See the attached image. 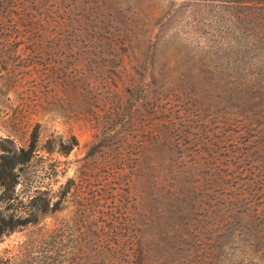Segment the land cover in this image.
Wrapping results in <instances>:
<instances>
[{"label": "trees", "instance_id": "trees-1", "mask_svg": "<svg viewBox=\"0 0 264 264\" xmlns=\"http://www.w3.org/2000/svg\"><path fill=\"white\" fill-rule=\"evenodd\" d=\"M3 2L0 0V72L16 70L11 61L19 56L20 46L29 53L26 67L37 68L36 58L49 38L47 27L27 12H17L12 18V9L3 7ZM200 2L219 9L222 16L215 21L224 23L231 34L224 41V32L213 34L216 38L207 41V49L197 47L202 56L198 63H203L199 76L206 77L213 68L209 78L216 82L214 91L225 90L235 96L231 102L238 109L216 110L207 123L200 109L191 113L184 109L176 122L171 115L173 107H169L162 118L159 115L139 123L131 107L125 105L123 113L131 118L103 127L87 153H99L98 173L82 172L86 186L97 181V189L87 191L85 200L90 196L87 201L105 208L110 179L118 180L127 169L125 184L132 185L134 200L143 197L142 184L146 182V196L156 204L142 213L137 203L129 233H119L114 245L102 230L99 246L84 255L99 259L96 264H264V0H184L179 6ZM20 4L31 11L39 2L22 0ZM162 34V28L160 34H150L145 49H141L144 40L135 38L131 43L127 33H118L108 44L122 70L127 60L148 76L141 87L143 96L165 71L153 73L154 41ZM37 142L33 133L26 146L2 144L0 200L5 203L4 210L22 202H15L19 197L16 189L23 185V173L37 157ZM29 182L27 178L24 184L29 187ZM58 203L46 191L37 190L27 199L25 215L0 209V237L35 222ZM163 220L166 226L160 229Z\"/></svg>", "mask_w": 264, "mask_h": 264}, {"label": "rangeland", "instance_id": "rangeland-1", "mask_svg": "<svg viewBox=\"0 0 264 264\" xmlns=\"http://www.w3.org/2000/svg\"><path fill=\"white\" fill-rule=\"evenodd\" d=\"M3 1L14 19L17 12H27L43 20L49 38L36 58L37 68L26 67L29 53L20 46L19 56L11 61L16 70L0 72V151L2 144L21 147L31 134L38 137L37 157L25 169L23 185L16 189L19 197L15 202H22L4 210L0 200V209L25 215L27 199L37 190L46 191L59 203L35 222L0 237V264H96L99 259L84 255L99 246L102 230L114 245L119 233H129L137 203L142 213L156 203L146 196V182L143 197L134 200L132 185L125 184L127 169L118 180L110 179L105 208L87 201L90 196L85 200L87 191L97 189V181L86 186L82 172L98 173L101 160L99 153L88 156V149L98 141L103 127L131 118L123 113L125 105L131 107L135 121L162 118L169 107H173L176 122L184 109L189 113L200 109L207 123L216 110L237 111L238 106L231 102L235 96L214 91L216 82L209 78L213 68L206 77L199 76L203 63H198L202 56L197 52L198 46L208 48L207 41L216 38L213 34L224 32V41L231 32L215 21L222 16L219 9L202 2L181 7L184 0H36L39 4L27 11L19 5L22 0ZM161 28L162 36L154 41L153 73L165 71L143 96L141 87L148 76L127 60L122 70L108 44L118 33H127L131 43L135 38L144 40L141 49H145L150 34H160ZM206 59L203 57L207 64ZM27 178L29 187L24 184ZM1 192L0 187V199ZM165 226L163 220L159 228Z\"/></svg>", "mask_w": 264, "mask_h": 264}]
</instances>
